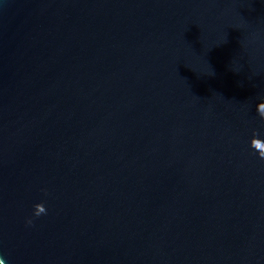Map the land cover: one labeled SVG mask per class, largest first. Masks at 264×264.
<instances>
[{
	"label": "water",
	"instance_id": "obj_1",
	"mask_svg": "<svg viewBox=\"0 0 264 264\" xmlns=\"http://www.w3.org/2000/svg\"><path fill=\"white\" fill-rule=\"evenodd\" d=\"M262 98L264 0H0V255L264 264Z\"/></svg>",
	"mask_w": 264,
	"mask_h": 264
},
{
	"label": "clouds",
	"instance_id": "obj_2",
	"mask_svg": "<svg viewBox=\"0 0 264 264\" xmlns=\"http://www.w3.org/2000/svg\"><path fill=\"white\" fill-rule=\"evenodd\" d=\"M256 112L260 119L264 121V98L262 101L256 104ZM260 133L257 130L252 131V137L249 141V146L257 153L260 162L264 164V140L258 138ZM47 210L44 207L43 203H36L33 205L32 216L26 218L25 224L27 226H32L33 218L39 217L41 215H46ZM0 264H6L5 259L0 255Z\"/></svg>",
	"mask_w": 264,
	"mask_h": 264
}]
</instances>
